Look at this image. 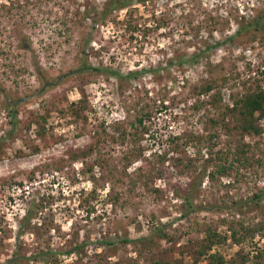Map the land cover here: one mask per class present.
I'll return each mask as SVG.
<instances>
[{
  "label": "rangeland",
  "instance_id": "obj_1",
  "mask_svg": "<svg viewBox=\"0 0 264 264\" xmlns=\"http://www.w3.org/2000/svg\"><path fill=\"white\" fill-rule=\"evenodd\" d=\"M103 2L0 0V264H264V198L249 201L264 116L240 133L224 108L243 79L264 84V24L236 33L264 0H131L94 19ZM83 51L156 70L75 71ZM39 74L65 77L40 91Z\"/></svg>",
  "mask_w": 264,
  "mask_h": 264
},
{
  "label": "trees",
  "instance_id": "obj_2",
  "mask_svg": "<svg viewBox=\"0 0 264 264\" xmlns=\"http://www.w3.org/2000/svg\"><path fill=\"white\" fill-rule=\"evenodd\" d=\"M131 0H104L102 6L100 9L96 10V15L93 17L94 19H100L105 20L110 14H112L114 11L124 8L128 5H130ZM263 24H264V17L263 16H256L250 20H248L244 25L240 26L236 33H240L242 31H245L247 29H254L256 31L263 32ZM220 42H213L211 44H208L204 49L198 51L197 53L191 54L188 56L187 59H178V64H182L184 62H196L197 59L202 55V53L205 50H209L211 48L218 47ZM84 50V49H83ZM84 57L82 58L81 63L77 66V69L75 71H83V70H94V71H100L104 70L108 74L118 76L119 78L122 77H136L139 74L147 73L155 71L156 69L153 68H142L135 71H129L126 74H123L122 72L110 68H99L96 66L91 65L87 58L85 51H83ZM73 72V71H72ZM16 73L18 71L16 70ZM65 77V74L58 75V76H49V75H38L39 82L41 83V86L39 88L40 91H43L47 88H51L62 81V78ZM227 81L226 76L221 77V83H225ZM219 84L217 81H209L205 83V85L201 86L202 91H209L215 89L216 93L212 95L213 99H216V96L219 97ZM5 91V90H4ZM23 100V97L21 95H15V97H6L4 101V107L7 109L8 115H9V124L11 126L10 131H14L17 126V113H18V107L20 106V102ZM218 100V99H217ZM225 109H230L232 112H240L242 116V122H239L238 128L241 132H247V134H251V132L256 133L258 132L257 126L254 123L255 118L260 119L262 116H264V84L261 83V81L257 78H253L249 80V77L247 79L242 80V89L240 92L233 95V104L231 107H228V105H225ZM141 122V120H140ZM262 198H264V186L259 189L257 193L253 195V197L249 198V201L251 202H259ZM195 206L193 205V202L187 198V213L193 210ZM234 236V235H233ZM106 243V242H105ZM111 243V242H108ZM214 259L212 264H223V258L217 254L214 253L211 255ZM19 253L14 250L12 252V255L9 259H7L6 264L13 263L14 261H17L19 259ZM155 264H167L166 262H162L159 260H156L154 262ZM3 264V263H2ZM5 264V263H4Z\"/></svg>",
  "mask_w": 264,
  "mask_h": 264
}]
</instances>
